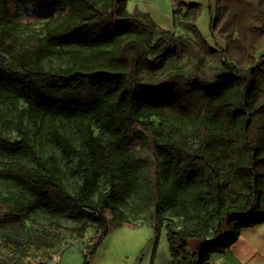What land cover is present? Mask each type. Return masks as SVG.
<instances>
[{
    "label": "trees",
    "instance_id": "1",
    "mask_svg": "<svg viewBox=\"0 0 264 264\" xmlns=\"http://www.w3.org/2000/svg\"><path fill=\"white\" fill-rule=\"evenodd\" d=\"M54 1H69L73 24L53 31L16 67L0 52V92L18 90L27 104L13 118L19 138L0 132V144L37 164L0 163V182L9 187L8 194L0 192V221L22 220L30 209L86 220L79 228L59 222L51 228L83 235L94 224L98 232L82 263L91 264L111 231L105 205L118 199L117 180L127 173L92 124L84 138L101 170L70 133L55 128L54 140L78 159L82 183L69 191L59 158L40 154L30 124L37 127L41 115L80 119L100 111L110 137L144 140L157 168L173 178L171 189L182 194L181 224L165 216L162 203L153 212L151 264L164 229L171 264H207L213 254L230 249L243 228L263 224L264 0H216L210 23L222 41L216 45L199 29L198 0H172L173 16L183 9L189 18L188 37L177 36L149 12L130 10L128 0ZM2 9L8 12L6 5ZM47 54L67 56L69 63L46 66ZM102 177L109 188L101 187ZM191 239L200 241L201 250L192 249Z\"/></svg>",
    "mask_w": 264,
    "mask_h": 264
},
{
    "label": "rangeland",
    "instance_id": "2",
    "mask_svg": "<svg viewBox=\"0 0 264 264\" xmlns=\"http://www.w3.org/2000/svg\"><path fill=\"white\" fill-rule=\"evenodd\" d=\"M198 1L203 4L201 16L197 21L199 29L211 44L216 45L217 42H222L212 32L210 26L211 19L216 13V0ZM4 5L7 6V13L2 9ZM128 8L151 13L160 25L171 29L177 36H192V32L186 25L189 18L183 16L184 10H178L176 16H173L172 0H128ZM70 16L69 1L56 3L54 0H0V27L3 30L0 34L2 42L0 52L7 56L6 64L18 66L20 59L33 47L49 39L53 31H64L73 24ZM43 63L46 66H66L69 59L67 56L47 54ZM18 107L27 109L23 95L18 90L10 89L0 92V132L11 140L19 138L13 123ZM153 118L156 124L160 122L158 117ZM87 124H92L97 135L110 141L109 154L117 166L127 173L126 179L117 180L118 199L109 201L104 210V215L111 227L109 236L114 237L110 239L113 244L107 252L109 251V254L114 252L112 256L114 264H120L123 260L121 255L124 238L136 229L144 231L147 228L153 229V212L158 203L163 204L165 216L173 217L181 224L182 216L179 210L182 194L179 190L171 189L173 178L167 171L157 168L144 140L139 137H110L109 132L102 126L100 111L88 118L80 119L41 115L37 127L30 124L32 134L39 142L41 155L54 154L59 158L63 168L62 180L69 191L76 192L82 183V177L76 172L78 159L54 140L53 132L55 128H59L70 133L75 144L89 153L91 165L101 170L93 156L96 150L87 146L84 138ZM177 125L183 129L188 128L182 123ZM13 159L37 166L25 152H10L0 144L2 166ZM101 187L109 188L104 182V177L101 179ZM0 192L8 194L9 187L6 183L0 182ZM94 199L96 200L97 196ZM85 221L67 217H50L41 209H30L27 218L16 222L0 221V255L9 262L40 264L42 260L63 254L72 247L69 250V256L76 252L78 259L80 254L83 256L82 251H87L92 245L94 236L98 232L95 225L92 224V227L83 235H78L51 228V224L59 222L66 227L79 228ZM121 233L126 236L122 237ZM146 242L147 238L144 235H137L131 239V246L128 249L133 252L137 246ZM165 250L164 247L163 258L166 256ZM151 252L149 245L146 248L144 263H147L148 257L150 260ZM143 253H145V247L142 248L139 256Z\"/></svg>",
    "mask_w": 264,
    "mask_h": 264
},
{
    "label": "crops",
    "instance_id": "3",
    "mask_svg": "<svg viewBox=\"0 0 264 264\" xmlns=\"http://www.w3.org/2000/svg\"><path fill=\"white\" fill-rule=\"evenodd\" d=\"M111 232V231H110ZM110 235V233H109ZM108 235V236H109ZM120 235V234H119ZM122 237L126 236L121 233ZM144 235L147 238L146 244L137 246L134 251H130L128 247L131 246V239L136 236ZM106 237L97 254L92 258L91 264H114L113 253L109 254L113 236ZM121 237V238H122ZM156 235L154 228H147L145 231L142 229L134 230L130 235H127L123 240L122 246V263L120 264H151L153 251L155 247ZM191 247L194 251L201 250L202 245L199 240L191 239ZM150 245L151 257L147 263H144V257L146 255V248ZM145 247V253L139 256L142 248ZM165 247L166 256L162 257V251ZM72 248V247H71ZM67 249L63 254L56 255L50 259H44L40 264H82L84 262V251L83 256L80 254L79 258H76V252L69 256V250ZM106 251V252H105ZM108 253V255H106ZM71 255V254H70ZM77 259V260H76ZM66 262V263H65ZM0 264H26V263H15L9 262L0 255ZM33 264V263H32ZM153 264H171V255L169 251V243L167 240V232L163 231L156 252V257ZM207 264H264V223L258 224L253 227L243 228L239 240L232 245L225 253H215L212 255L211 260Z\"/></svg>",
    "mask_w": 264,
    "mask_h": 264
}]
</instances>
